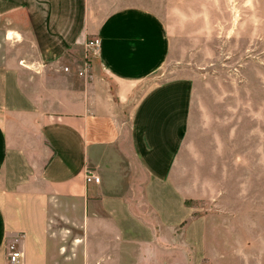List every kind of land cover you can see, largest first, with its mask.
<instances>
[{
  "label": "crops",
  "instance_id": "obj_1",
  "mask_svg": "<svg viewBox=\"0 0 264 264\" xmlns=\"http://www.w3.org/2000/svg\"><path fill=\"white\" fill-rule=\"evenodd\" d=\"M173 1L0 0V264H264V0H225L223 72L157 80Z\"/></svg>",
  "mask_w": 264,
  "mask_h": 264
},
{
  "label": "rangeland",
  "instance_id": "obj_2",
  "mask_svg": "<svg viewBox=\"0 0 264 264\" xmlns=\"http://www.w3.org/2000/svg\"><path fill=\"white\" fill-rule=\"evenodd\" d=\"M252 2V0H250ZM255 2V1H254ZM225 0H174L171 2V9L169 13H162V16L173 25L174 32L177 35H181L179 40L180 50L177 52V59H172L169 65L158 75L157 80L169 78L174 76L175 72L185 65H192L195 69L200 71L210 72H223L224 71V58H225ZM252 5L250 4V7ZM8 25L9 30H12L14 23L9 20L5 24V20L0 18V60L5 55H16L23 53L24 49L20 46L19 37L12 31L8 32L7 41L5 40V30ZM184 27V28H183ZM183 28V31H182ZM20 46V48H19ZM95 53V50L92 49ZM81 65H78V75L80 69L84 68V62L88 60L86 54L80 55ZM84 58L85 61H84ZM90 63V62H89ZM79 66H81L79 68ZM69 67V70L66 69ZM74 64L69 63L64 67L65 71L72 72ZM91 79V78H90ZM218 84V87L223 88V76ZM223 138V135H222ZM208 146V145H207ZM211 154L209 155V157ZM224 155L220 156L219 164L221 169L224 171ZM219 164L217 166H219ZM235 167V164L234 166ZM248 178L249 183H261L264 184V176L257 177L255 175H249L244 177ZM217 183H239V181L233 180L229 177H221L218 173L215 176ZM259 180V181H258ZM195 204L192 200H187L186 205L192 207ZM248 214H263L264 208H253L248 207Z\"/></svg>",
  "mask_w": 264,
  "mask_h": 264
},
{
  "label": "built area",
  "instance_id": "obj_3",
  "mask_svg": "<svg viewBox=\"0 0 264 264\" xmlns=\"http://www.w3.org/2000/svg\"><path fill=\"white\" fill-rule=\"evenodd\" d=\"M88 46L92 48H98L100 46V39L97 37H94L88 41ZM90 61L85 62L84 68L80 69V74H87L88 69L90 67ZM67 70H69V67H66ZM86 180L88 182H96L99 183L101 181V177L98 176L94 170L88 169L87 174H86ZM9 258L10 262L15 264V263H20V258H21V252L17 250L15 244L9 245Z\"/></svg>",
  "mask_w": 264,
  "mask_h": 264
}]
</instances>
